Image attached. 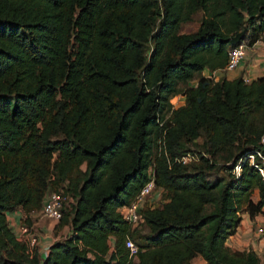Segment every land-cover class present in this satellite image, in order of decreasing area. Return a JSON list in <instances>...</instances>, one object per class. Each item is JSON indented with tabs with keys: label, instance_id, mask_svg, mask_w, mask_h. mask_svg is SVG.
Segmentation results:
<instances>
[{
	"label": "trees",
	"instance_id": "16d2710c",
	"mask_svg": "<svg viewBox=\"0 0 264 264\" xmlns=\"http://www.w3.org/2000/svg\"><path fill=\"white\" fill-rule=\"evenodd\" d=\"M244 28L238 44L264 40V0H0V264H264L226 245L264 209L244 161L262 165L264 76L225 70ZM150 173L163 202L138 236L119 208ZM50 191L71 198L69 230L41 258L7 214L40 212Z\"/></svg>",
	"mask_w": 264,
	"mask_h": 264
},
{
	"label": "built area",
	"instance_id": "2783aa9c",
	"mask_svg": "<svg viewBox=\"0 0 264 264\" xmlns=\"http://www.w3.org/2000/svg\"><path fill=\"white\" fill-rule=\"evenodd\" d=\"M264 36V34H263ZM264 45V40L261 39ZM248 45L245 43H240L236 46H234L228 53V61L225 66L226 71H231L236 69L240 62L245 58L246 52H247ZM246 82H248L247 79L244 78ZM262 142L264 143V135L262 137ZM256 155L262 158V165L259 166L255 162V156L253 154L247 156L244 161L248 160L250 164L257 167L262 176L264 177V155H262L261 152L256 151ZM193 161H198V157L195 153L187 152L185 155L181 156L178 159V162L182 164H188ZM241 170V167L239 165L235 168V173L239 175V172ZM150 180L142 186L139 193L135 196L134 200L126 206H122L119 208V212L122 215V217L130 224L132 228H138L141 224L144 223L143 215L141 212V209L145 204L152 205L154 199L152 198V195L154 192H160L163 194L162 188H157L155 185L154 177L149 174ZM71 202V198L68 196H64L60 192L56 191H50L47 193L43 207L41 209V214L43 217L52 219V220H60L62 217V209L65 205L69 204ZM259 233L264 232V228L260 227L257 229ZM19 236L21 237V240H24L28 243L30 247H34L37 238L34 235H31L30 229L25 225L21 224L19 226ZM126 247L129 249L130 256H133L138 251V246L132 239H127L126 241Z\"/></svg>",
	"mask_w": 264,
	"mask_h": 264
},
{
	"label": "crops",
	"instance_id": "0c3cea01",
	"mask_svg": "<svg viewBox=\"0 0 264 264\" xmlns=\"http://www.w3.org/2000/svg\"><path fill=\"white\" fill-rule=\"evenodd\" d=\"M217 73L221 74L220 72ZM260 76H264V45L261 39L253 45L248 46L245 58L240 62L236 69L226 72V77L228 79L243 77L248 81H251ZM253 199L257 200V196H253ZM35 214L26 215L20 208L8 212L7 218L9 225L19 239L22 237L19 236V226L23 224V220L27 216H29L32 221ZM32 225L31 222L30 228H32ZM65 227L67 226H64L63 228ZM260 227L264 228V209L262 214H258L254 217H250L247 212L242 213L240 225L238 226L236 233L227 239L226 245L232 250H253L258 254L261 261L264 262V232H258L257 229ZM51 242L52 241L47 240V242L45 241L41 244V248L38 249L41 258H44L47 255L48 247ZM197 259L204 264V261L201 258Z\"/></svg>",
	"mask_w": 264,
	"mask_h": 264
},
{
	"label": "rangeland",
	"instance_id": "374dc122",
	"mask_svg": "<svg viewBox=\"0 0 264 264\" xmlns=\"http://www.w3.org/2000/svg\"><path fill=\"white\" fill-rule=\"evenodd\" d=\"M199 22V16H196L193 22H189L183 26V31H193L197 28ZM194 82V81H193ZM183 98L181 94H178L174 97V104L176 106L182 104ZM154 199L152 206H158L163 202V194L160 192H154L152 195ZM68 205V204H67ZM242 215V214H241ZM32 228H30L31 235H34L37 238L35 246L37 249H40L41 244L43 242L60 240L68 235V228H59V220H52L42 216L41 212L35 214V217L32 218ZM138 236L147 232L146 226L143 224L137 228ZM138 242H140L139 238H137ZM38 243V244H37ZM194 264H202V261L196 259L194 260Z\"/></svg>",
	"mask_w": 264,
	"mask_h": 264
},
{
	"label": "water",
	"instance_id": "95a60500",
	"mask_svg": "<svg viewBox=\"0 0 264 264\" xmlns=\"http://www.w3.org/2000/svg\"><path fill=\"white\" fill-rule=\"evenodd\" d=\"M246 32V29L244 28L243 30L239 31L235 36H233L230 39V44L234 45V44H238V42L241 40V38L244 36Z\"/></svg>",
	"mask_w": 264,
	"mask_h": 264
}]
</instances>
